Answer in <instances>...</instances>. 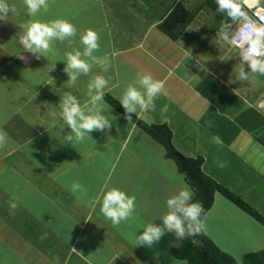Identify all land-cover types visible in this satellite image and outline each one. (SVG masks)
<instances>
[{"label": "crops", "instance_id": "obj_1", "mask_svg": "<svg viewBox=\"0 0 264 264\" xmlns=\"http://www.w3.org/2000/svg\"><path fill=\"white\" fill-rule=\"evenodd\" d=\"M8 2L20 12L0 22V53L5 46L12 47L7 60L11 65L0 70V85L5 87L0 91V129L10 138L0 149V264H86V259L91 264H174L181 260L171 252L181 244L173 233L166 232L151 248L135 246V236L145 225H162L167 198L183 185L192 189L164 145L137 122L129 123L105 98L111 108L104 113L113 122L110 132H93L83 143L68 144L63 136L71 129L60 130L59 122L52 126L61 95L72 91L63 72L66 54L83 51L80 34L86 29L100 36V50L94 55H108L111 64L107 72L94 65L88 75L79 77L73 94L81 105L88 101L87 85L96 75L110 78L105 94L119 100L138 73H151L165 82L168 94L156 100L148 120H141L167 124L182 154L203 156L206 175L264 215V75L240 81L237 50L216 39L208 43L197 37L203 27L195 23L201 10L173 39L161 23L182 0H169L161 13L152 11L150 3L141 9L137 0H49V11L36 17L27 15L22 0ZM55 19L77 27L73 43L56 41L54 52L40 59L25 52L18 39L25 27L34 20ZM215 20L221 24L216 16ZM165 105L168 110L162 115ZM217 136L222 143L213 141ZM74 181L87 191L73 194ZM113 187L136 197L134 218L119 226L103 216L99 205L95 210L90 207L102 188ZM14 196L18 207L12 210ZM203 224L205 234L234 258L264 249V224L221 192H216Z\"/></svg>", "mask_w": 264, "mask_h": 264}, {"label": "clouds", "instance_id": "obj_2", "mask_svg": "<svg viewBox=\"0 0 264 264\" xmlns=\"http://www.w3.org/2000/svg\"><path fill=\"white\" fill-rule=\"evenodd\" d=\"M27 15L36 17L40 13H47L50 8L49 0H22ZM217 12L224 17L219 29L216 31V40L221 45H226L237 50L235 58L238 59L237 76L240 81H249L254 75H264V0H215ZM20 10L15 4L8 0H0V22H7L9 14L19 15ZM78 33L75 25L66 19H55L50 22L34 20L25 27L24 34L18 37L19 43L23 45L24 51L32 53L36 59L50 52H54L53 44L56 41L69 45ZM100 36L93 29H86L80 34V43L83 51L76 49L66 54V62L63 72L68 76V87L72 91H65L59 102V112L53 113L52 126L60 123V130L65 126L71 129L63 136L66 143H83L91 137L93 132H110L113 122L105 115V111H111L110 105L104 100L105 89L109 88L110 78L102 75L94 76L87 85L88 101L82 106L77 95V81L81 75H88L94 65L107 72L111 61L108 55L98 57L94 55L100 50ZM21 60L26 57L19 55ZM200 69L207 71L204 64ZM55 68L49 69L53 71ZM247 69V70H246ZM165 82L154 79L151 73L137 74V78L129 83L123 91L119 103L124 109L125 119L132 122V115L137 118L148 120L150 113L155 111L156 100L160 96H167ZM167 105L161 109V114L167 112ZM58 118H60L58 120ZM62 120V122H61ZM211 126V122H208ZM135 127V125H133ZM110 137V136H109ZM92 138V137H91ZM10 138L8 134L0 129V149H3ZM216 143H222L220 138L213 137ZM220 167H226V163H220ZM70 191L85 193L87 189L79 181H74ZM194 192L187 185L181 190L167 198V212L160 218L162 225L154 222L143 227V232L135 236V246L151 248L158 243L163 235L173 233L177 239L183 240L188 236L198 235L203 227L201 215L204 211L203 205L193 202ZM18 197H13L9 207L15 210L18 207ZM100 206V212L110 220L113 226H119L134 218L136 212V197L130 196L118 188L107 191L101 189L94 199L90 201V207L95 210ZM82 259H86L81 252L72 248ZM86 264L91 261L86 259Z\"/></svg>", "mask_w": 264, "mask_h": 264}, {"label": "trees", "instance_id": "obj_3", "mask_svg": "<svg viewBox=\"0 0 264 264\" xmlns=\"http://www.w3.org/2000/svg\"><path fill=\"white\" fill-rule=\"evenodd\" d=\"M206 3L214 10L217 20L221 22L224 18L217 12L215 0H206ZM196 13V12H195ZM194 11H191L183 3H178L165 17L161 23V28L171 38L177 39L182 30L193 20ZM104 98L114 106L118 111L124 114V109L119 100L106 93ZM132 115V120L150 134L166 148V154L172 158L178 165L179 169L186 174L188 183L195 191L193 202H199L203 205L201 220L212 207L216 192H221L224 196L253 216L255 219L264 224V215L252 207L240 196L229 190L226 186L217 180L206 175L203 172V156L187 157L182 154L172 142V132L167 124H147L143 120ZM173 256L178 259L186 260L187 264H264V249L255 252H249L243 255L241 260L223 251L217 244L205 234L204 230L196 236H188L181 240L179 246L171 248Z\"/></svg>", "mask_w": 264, "mask_h": 264}, {"label": "rangeland", "instance_id": "obj_4", "mask_svg": "<svg viewBox=\"0 0 264 264\" xmlns=\"http://www.w3.org/2000/svg\"><path fill=\"white\" fill-rule=\"evenodd\" d=\"M137 2H138V4H140L141 9H144L145 5L150 3V6H149L150 9H152V11L157 9L156 11L159 13H161L162 10H166V8L168 7V4H170L169 0H137ZM182 3H186V4L189 3L188 7L191 8L194 12L198 9H199V11L201 10L200 13L198 14L199 16L197 18V21H195V23L197 25H202L203 27L197 33V37H202L203 39H206L205 41H207L208 43H209L210 39L215 40L216 39L215 34H216V31L219 29L220 24L219 23L216 24L214 13L211 10V8L206 4V0H182ZM159 5L163 6L164 8L158 7ZM4 25H6V23H4ZM0 34H2V33H0ZM0 39H1V37H0ZM7 48H8V50H7ZM7 48L5 46L4 49H1L0 70H4L7 68V66L11 65V63H7V60H11L10 56L12 54V47L7 46ZM3 51H5V52H3ZM0 73H1V71H0ZM263 78H264V76H263ZM3 90H5V87L2 84V87L0 85V91H3ZM48 248L51 249L50 246H48ZM169 257H171L174 262L176 261V259L173 258L172 255H169ZM238 258H241V257H236V259H238ZM163 259H164V257H163ZM161 260H162V258H161ZM167 260H169V259L167 258ZM169 264H173V263H169ZM174 264H187V262H186V260H179L177 263L175 262Z\"/></svg>", "mask_w": 264, "mask_h": 264}, {"label": "built area", "instance_id": "obj_5", "mask_svg": "<svg viewBox=\"0 0 264 264\" xmlns=\"http://www.w3.org/2000/svg\"><path fill=\"white\" fill-rule=\"evenodd\" d=\"M261 106H262V108L264 109V99H263V101H262V103H261Z\"/></svg>", "mask_w": 264, "mask_h": 264}]
</instances>
